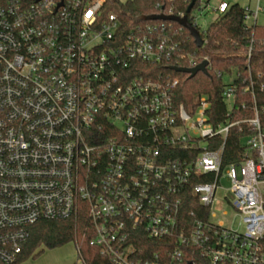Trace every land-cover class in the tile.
Wrapping results in <instances>:
<instances>
[{
	"label": "built area",
	"instance_id": "1",
	"mask_svg": "<svg viewBox=\"0 0 264 264\" xmlns=\"http://www.w3.org/2000/svg\"><path fill=\"white\" fill-rule=\"evenodd\" d=\"M249 2L245 22L264 13L261 0ZM102 3L0 0V264L14 263L37 222L80 214L90 221L89 245L110 264H159L134 259V229L152 240L177 237L211 264H264V128L256 108L244 121L254 157L222 167L228 130L240 122L213 127L205 96L190 111L176 105L177 79L142 67L180 57L166 26L123 33ZM227 8L220 0L212 10ZM222 98L229 113L234 88L224 87ZM222 178L243 232L210 220ZM182 191L208 209L206 221H180ZM169 261L180 264V252Z\"/></svg>",
	"mask_w": 264,
	"mask_h": 264
},
{
	"label": "trees",
	"instance_id": "2",
	"mask_svg": "<svg viewBox=\"0 0 264 264\" xmlns=\"http://www.w3.org/2000/svg\"><path fill=\"white\" fill-rule=\"evenodd\" d=\"M192 0H128L121 3L118 0H103L101 11L116 15L119 30L123 33L133 31L139 25L163 24L175 42L178 43V59H170L159 64L147 63L143 69L147 75L161 74L164 77L177 79V85L172 89V98L176 105L182 104L187 110H193L200 96H205L209 102L207 116L209 123L215 127L218 124L240 122L230 127L224 141L222 163L225 167L239 163L254 153L245 145L247 137L252 135L251 127L244 121L253 117V108L258 113L261 126L264 128V26L245 22L243 8L238 4H229L228 8L204 30L198 26L204 44L197 47L189 33L174 22L164 21L160 16L180 14ZM202 1V2H201ZM193 0V7L187 19L192 24L197 12L209 0ZM192 62L195 65L207 61V74L200 72L189 78L188 74L177 73L171 68H188ZM224 78L230 79L228 83ZM250 83L252 86H250ZM234 88V103L228 113L226 103L222 98L224 87ZM228 118H226V114ZM221 144L220 138L211 142V148ZM181 155V154H180ZM202 181H205L203 179ZM180 204V221L192 225L194 220L206 221L208 209L200 206L190 192L182 191ZM132 239L134 259L155 260L159 264H169L173 250L180 252L181 263L211 264L203 260L195 247H185L177 237L161 240L149 239L141 229H134ZM92 237L90 221L83 214L74 220L39 221L29 228L28 238L21 253L12 264H22L33 259L44 250L74 243L82 264H110L98 250L89 245ZM264 252V237L261 240ZM156 255V259L154 256Z\"/></svg>",
	"mask_w": 264,
	"mask_h": 264
},
{
	"label": "rangeland",
	"instance_id": "3",
	"mask_svg": "<svg viewBox=\"0 0 264 264\" xmlns=\"http://www.w3.org/2000/svg\"><path fill=\"white\" fill-rule=\"evenodd\" d=\"M124 3L128 0H118ZM220 0H209L207 5H203V9L197 12L196 25L200 30H204L209 23H211L218 16L213 10V6H217ZM229 4H238L241 8H245L248 0H226ZM263 3L261 2L260 6ZM250 7L254 9V5L250 2ZM262 13V12H260ZM261 18V17H260ZM261 20V19H260ZM251 20H246V24L250 25ZM262 25L263 24H258ZM223 81L228 83L230 79L224 78ZM245 142V141H243ZM233 201V195L230 192V182L226 178H222L219 181V188L215 192V202L211 207V214L213 217L210 220L213 223L221 222L225 228L237 229L239 232L244 231V224L241 223V219L235 215L230 203ZM224 213V215L222 214ZM22 264H82L77 256L74 243L70 242L61 247L44 250L39 256L28 259Z\"/></svg>",
	"mask_w": 264,
	"mask_h": 264
},
{
	"label": "water",
	"instance_id": "4",
	"mask_svg": "<svg viewBox=\"0 0 264 264\" xmlns=\"http://www.w3.org/2000/svg\"><path fill=\"white\" fill-rule=\"evenodd\" d=\"M192 7H193V0L187 6L185 10V14L182 17L169 15V16H160V18L164 21L174 22L178 24L181 28L185 29L192 37L194 44L199 48L202 46V40L195 27L189 22L186 16L187 14L190 13ZM206 66H207V61H202L200 64H198L193 68H171V69L177 73L188 74L189 78H192L198 72L206 75L207 74Z\"/></svg>",
	"mask_w": 264,
	"mask_h": 264
},
{
	"label": "crops",
	"instance_id": "5",
	"mask_svg": "<svg viewBox=\"0 0 264 264\" xmlns=\"http://www.w3.org/2000/svg\"><path fill=\"white\" fill-rule=\"evenodd\" d=\"M226 1V0H225ZM249 1V0H248ZM227 2V1H226ZM261 2L263 3V7H264V0H261ZM228 3V2H227ZM251 4H253L254 5V3H252L251 2ZM215 6H213L212 7V9L214 8ZM245 7H249L250 9H253V7L251 8L250 7V2H248L247 4H246V6ZM261 17V18H260ZM261 19V20H260ZM249 20H251V23H250V25H248V26H251V25H253V24H263L264 25V13H259L258 15H257V17H256V19L255 20H252V19H249Z\"/></svg>",
	"mask_w": 264,
	"mask_h": 264
}]
</instances>
